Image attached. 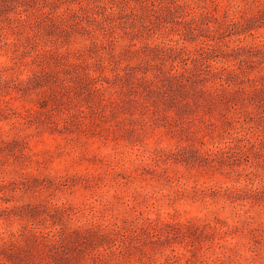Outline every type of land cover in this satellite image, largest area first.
Here are the masks:
<instances>
[{
	"label": "rangeland",
	"instance_id": "1",
	"mask_svg": "<svg viewBox=\"0 0 264 264\" xmlns=\"http://www.w3.org/2000/svg\"><path fill=\"white\" fill-rule=\"evenodd\" d=\"M0 264H264V0H0Z\"/></svg>",
	"mask_w": 264,
	"mask_h": 264
}]
</instances>
